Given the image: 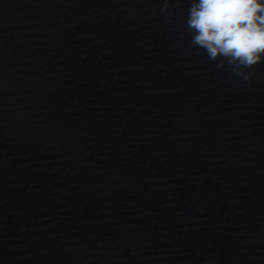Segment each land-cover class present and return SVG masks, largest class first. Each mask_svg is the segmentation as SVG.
I'll return each instance as SVG.
<instances>
[{
  "label": "water",
  "instance_id": "95a60500",
  "mask_svg": "<svg viewBox=\"0 0 264 264\" xmlns=\"http://www.w3.org/2000/svg\"><path fill=\"white\" fill-rule=\"evenodd\" d=\"M191 3L0 0V264H264V62Z\"/></svg>",
  "mask_w": 264,
  "mask_h": 264
},
{
  "label": "clouds",
  "instance_id": "9594fccd",
  "mask_svg": "<svg viewBox=\"0 0 264 264\" xmlns=\"http://www.w3.org/2000/svg\"><path fill=\"white\" fill-rule=\"evenodd\" d=\"M186 24L191 45L219 60L217 68L227 63L247 80L244 70L264 62V0H192Z\"/></svg>",
  "mask_w": 264,
  "mask_h": 264
}]
</instances>
